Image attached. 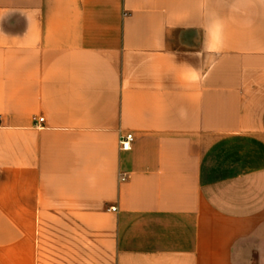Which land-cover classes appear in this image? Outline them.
I'll list each match as a JSON object with an SVG mask.
<instances>
[{
    "label": "crops",
    "instance_id": "1",
    "mask_svg": "<svg viewBox=\"0 0 264 264\" xmlns=\"http://www.w3.org/2000/svg\"><path fill=\"white\" fill-rule=\"evenodd\" d=\"M0 264H264V0H0Z\"/></svg>",
    "mask_w": 264,
    "mask_h": 264
},
{
    "label": "built area",
    "instance_id": "2",
    "mask_svg": "<svg viewBox=\"0 0 264 264\" xmlns=\"http://www.w3.org/2000/svg\"><path fill=\"white\" fill-rule=\"evenodd\" d=\"M44 119H40L39 123H43ZM134 142V136L133 134H127L120 138L119 146L121 152H129L132 148V144ZM125 180V177H123L122 181ZM113 211H116L115 208H113Z\"/></svg>",
    "mask_w": 264,
    "mask_h": 264
}]
</instances>
